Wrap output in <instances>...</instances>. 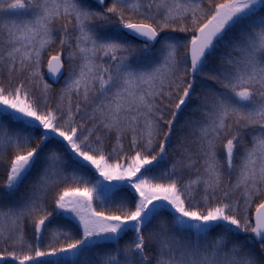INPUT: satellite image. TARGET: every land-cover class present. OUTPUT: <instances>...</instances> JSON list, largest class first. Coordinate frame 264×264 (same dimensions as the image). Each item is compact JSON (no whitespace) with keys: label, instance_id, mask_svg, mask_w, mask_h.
Instances as JSON below:
<instances>
[{"label":"snow or ice","instance_id":"6c2138e0","mask_svg":"<svg viewBox=\"0 0 264 264\" xmlns=\"http://www.w3.org/2000/svg\"><path fill=\"white\" fill-rule=\"evenodd\" d=\"M0 264H264V0H0Z\"/></svg>","mask_w":264,"mask_h":264},{"label":"water","instance_id":"95a60500","mask_svg":"<svg viewBox=\"0 0 264 264\" xmlns=\"http://www.w3.org/2000/svg\"><path fill=\"white\" fill-rule=\"evenodd\" d=\"M46 71H47V68H46Z\"/></svg>","mask_w":264,"mask_h":264},{"label":"rangeland","instance_id":"374dc122","mask_svg":"<svg viewBox=\"0 0 264 264\" xmlns=\"http://www.w3.org/2000/svg\"><path fill=\"white\" fill-rule=\"evenodd\" d=\"M45 70V69H44Z\"/></svg>","mask_w":264,"mask_h":264}]
</instances>
